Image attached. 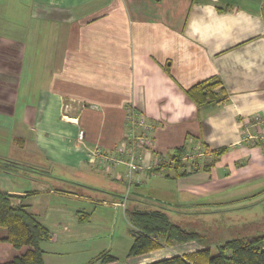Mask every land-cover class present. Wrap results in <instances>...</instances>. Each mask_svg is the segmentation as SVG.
I'll return each instance as SVG.
<instances>
[{
  "label": "crops",
  "instance_id": "1",
  "mask_svg": "<svg viewBox=\"0 0 264 264\" xmlns=\"http://www.w3.org/2000/svg\"><path fill=\"white\" fill-rule=\"evenodd\" d=\"M210 78L221 82L216 97L195 104L187 89ZM20 91L29 107L22 120L32 133L37 165L48 173L58 170L57 179L70 186L102 179L97 167L106 178L138 187L160 176L158 194L146 190L150 200L163 197L160 190L172 184L167 182H174L185 199L197 192L229 201L254 195L247 187L264 186V124L253 121L264 115V0H0V117L16 120ZM128 106L142 113L153 135L151 147L142 151L144 168L130 178L125 164L102 160L126 140ZM79 129L83 141L77 140ZM17 141L24 144L22 137ZM177 147L185 154L202 148L209 153L190 173L179 175L174 164L164 163ZM2 155L0 150V174L11 178L0 180V191L26 204L52 241L68 226L49 222L51 213L57 218L50 203L42 216L29 198L51 193L124 206L113 193L99 194L107 200L88 190L20 188L16 178L24 167L12 162L16 167L10 170L11 161ZM110 189L116 191L114 185ZM139 201L127 210L151 211ZM63 209L76 220L85 212L74 205ZM5 233L0 227V238ZM39 247L48 264L50 250L42 242ZM24 249L0 241V261ZM162 250L125 258L144 264L187 253Z\"/></svg>",
  "mask_w": 264,
  "mask_h": 264
},
{
  "label": "rangeland",
  "instance_id": "2",
  "mask_svg": "<svg viewBox=\"0 0 264 264\" xmlns=\"http://www.w3.org/2000/svg\"><path fill=\"white\" fill-rule=\"evenodd\" d=\"M19 96L17 112L14 115L16 120L14 121L10 116L0 117V150L6 153V156H2L10 160V163L17 162L24 167L21 178H19L20 176L16 178L19 187L25 190L30 188L45 190L54 187L79 193L88 190L93 192L87 194H94L105 199L109 196L99 195L101 192L113 193L120 196L119 199L116 198L115 200H121L124 203V206L113 207L101 203V201L77 202L76 200H68L60 194L51 193L29 198L30 201L37 203L38 211L42 216H44L47 204L50 203L51 210L57 211L55 213L57 218H54L51 213L49 222L62 221L69 228V231H56L57 241H52L50 237L42 242L51 252L48 256L50 259L48 264H51V262L52 264H94L95 261L92 260L101 252L116 256L118 260L114 262L115 264H135V262L139 264L142 262V259L125 258V254H127L132 243L133 227L125 217L124 210L125 208L130 210L136 200H140L138 202L140 208L158 210L164 213L172 223L186 231L199 234V238L187 242V245L184 246L177 243L165 245L164 250L159 252L160 254L182 252L183 250L188 253L201 248H209L212 253H216L217 246L227 240L264 236V186L262 185H257L255 190H253V187H247L249 193H254L251 197L229 201L227 197L207 199L201 197L197 192L192 193L191 197L187 195L185 199L184 192L177 185L174 186V182H167L172 184L165 190H160L163 197L150 200L151 198L145 197L146 190L148 188V191H151L152 194H158L163 182L159 175L152 183L149 182L144 187H138L136 184L131 185L127 179L123 183L106 178L108 175L102 170H97L100 169L97 167L98 175H102V179H98L97 182L84 184L82 181H78L70 186V182L59 181L56 177L59 173L58 170L48 173L37 165L38 160L36 158L38 159V156L31 143L32 133L22 120V113L25 109L27 111L29 107L24 104L23 91L19 92ZM18 137L23 138L24 144H19ZM197 159L181 161L184 163V167L180 168V171L184 169L193 170L197 166L195 164L199 161H196ZM0 162L3 161L0 160ZM10 163L7 166L10 167V170H13L16 166ZM169 171L170 169H167L166 173ZM10 178L9 174H0L1 181L6 179L10 181ZM113 185L116 187V191L110 189ZM136 193H141L144 196L137 198ZM94 195L91 196L97 198ZM73 205L84 207L87 214H79L78 220L70 215H63V207L67 208V206ZM92 205H95V208H92ZM80 217H82V220H79ZM84 218L86 219L83 220ZM259 246H264V241ZM54 250L59 252H54Z\"/></svg>",
  "mask_w": 264,
  "mask_h": 264
},
{
  "label": "trees",
  "instance_id": "3",
  "mask_svg": "<svg viewBox=\"0 0 264 264\" xmlns=\"http://www.w3.org/2000/svg\"><path fill=\"white\" fill-rule=\"evenodd\" d=\"M219 87L221 88L220 80L210 78L192 85L187 89V95L195 104L201 105L213 100L216 97L215 89ZM222 152L223 150H219L216 155ZM184 154V147L174 149L171 156L178 158L174 163L176 170L184 167V163L179 160ZM190 171L192 170L184 169L178 174L186 175ZM14 197L17 196L0 191V227L6 230L0 241L10 243L16 249L23 247L25 249L10 259L1 260L0 264H45L39 244L50 238L49 230L27 210L26 204L14 203L12 201ZM124 213L133 227V239L127 257L146 254L173 243L184 244L199 238L198 233L184 230L158 210L125 209ZM82 217L79 220H82ZM263 241L264 236L234 238L217 246L216 253H212L209 248H201L184 254H171L144 264H264V246H259ZM97 260L108 263L117 259L107 252H101L92 261Z\"/></svg>",
  "mask_w": 264,
  "mask_h": 264
},
{
  "label": "built area",
  "instance_id": "4",
  "mask_svg": "<svg viewBox=\"0 0 264 264\" xmlns=\"http://www.w3.org/2000/svg\"><path fill=\"white\" fill-rule=\"evenodd\" d=\"M125 120L127 125V137L119 146H117L114 156L103 155V161H110L115 165L120 163L127 167V177L130 178L132 173L137 170H142L145 166L142 151L149 149L153 143L152 125L145 120V117L135 107L128 106L126 109ZM255 123L264 124V115H255L253 117ZM249 123V121L247 122ZM84 131H77V140L83 141ZM209 153L208 149L202 148L186 153L179 158L180 161H192L195 158H201ZM166 159V158H165ZM174 158H167L164 163L173 165ZM160 166V163L156 164ZM148 168H150L148 166ZM152 168V167H151Z\"/></svg>",
  "mask_w": 264,
  "mask_h": 264
}]
</instances>
